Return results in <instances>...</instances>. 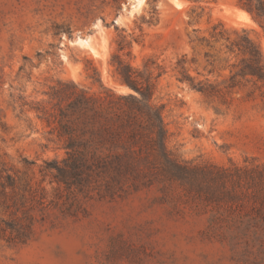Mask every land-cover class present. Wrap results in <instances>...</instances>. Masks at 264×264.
Returning <instances> with one entry per match:
<instances>
[{"label":"rangeland","instance_id":"rangeland-1","mask_svg":"<svg viewBox=\"0 0 264 264\" xmlns=\"http://www.w3.org/2000/svg\"><path fill=\"white\" fill-rule=\"evenodd\" d=\"M201 5L195 20L191 0H0V264H264V235L237 236L224 221L211 222V207L195 209L178 187L86 198L43 172L45 161L65 154L31 106L60 81L127 93L111 65L121 33L132 41L135 66L152 57L166 68L152 103L163 107L167 147L177 158L264 166L260 92L202 93L176 68L183 55L194 57L186 69L196 81L222 88L228 70L209 74L204 58L220 43L197 39L222 23L230 32L247 29L264 53V32L238 17L237 0Z\"/></svg>","mask_w":264,"mask_h":264},{"label":"trees","instance_id":"trees-1","mask_svg":"<svg viewBox=\"0 0 264 264\" xmlns=\"http://www.w3.org/2000/svg\"><path fill=\"white\" fill-rule=\"evenodd\" d=\"M203 1L191 0V19L202 18ZM237 4L264 32V0H237ZM119 37L111 65L113 77L130 89L127 93L103 85L101 91L92 92L73 81H60L49 88L47 101L31 106L50 127V141L57 140L65 154L60 160L45 161V177L71 194L110 200L142 188L175 186L195 209L211 207L215 212L211 222L224 221L229 229H236L237 236H263L264 166L225 168L177 158L167 147L163 107L152 103L166 68L152 57L143 67L135 66L132 41L122 33ZM197 41L212 48L220 43L216 54L207 51L204 58L209 74L228 70V78L222 88L207 80L196 81L186 69L195 58L185 54L176 67L182 82L209 94L252 86L264 98V53L247 29L230 32L219 23L208 39ZM6 180L8 184L2 186H14L9 175Z\"/></svg>","mask_w":264,"mask_h":264},{"label":"bare ground","instance_id":"bare-ground-1","mask_svg":"<svg viewBox=\"0 0 264 264\" xmlns=\"http://www.w3.org/2000/svg\"><path fill=\"white\" fill-rule=\"evenodd\" d=\"M144 1H145V0H139V4H142ZM177 5L180 7L181 3H179V2L177 1ZM238 17H243V18L247 19L248 21L252 22V18H251V16H250V14L247 13L246 11H244V10H239V11H238ZM79 42L83 43V42H87V41H82V40H80ZM122 90H124V92H125V91H126V92L129 91V90H128L127 88H125V87H122Z\"/></svg>","mask_w":264,"mask_h":264},{"label":"water","instance_id":"water-1","mask_svg":"<svg viewBox=\"0 0 264 264\" xmlns=\"http://www.w3.org/2000/svg\"><path fill=\"white\" fill-rule=\"evenodd\" d=\"M78 40H75V42H77ZM130 90V89H129Z\"/></svg>","mask_w":264,"mask_h":264}]
</instances>
